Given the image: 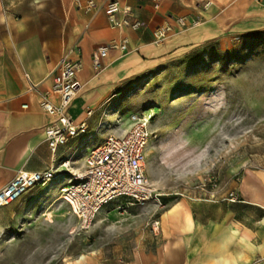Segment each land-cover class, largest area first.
Here are the masks:
<instances>
[{"label":"crops","instance_id":"1","mask_svg":"<svg viewBox=\"0 0 264 264\" xmlns=\"http://www.w3.org/2000/svg\"><path fill=\"white\" fill-rule=\"evenodd\" d=\"M116 1L120 7L131 6L129 19L141 23L138 29L113 26L104 12L108 0H0V188L20 169H60L70 153L82 151L85 156L105 138H99L102 133L118 134L120 120L112 122V110L115 105L121 110L125 100L116 104L117 98L140 77L170 67L194 48L226 34L264 30V0H211L207 10L196 0H159L157 7L154 0ZM179 17L190 26L182 28ZM195 20L199 22L191 25ZM165 25L172 30L161 44H154V30ZM123 38L130 51L109 50L96 72L93 50ZM71 45L79 48L73 57L82 66L77 95L67 111L75 123L85 122L89 132L52 152L44 133L51 118L38 100L51 88L60 53ZM65 183V177L57 175L21 199L27 200L23 208L1 206L0 234L9 232L13 220L29 206L38 209L49 200H61ZM262 190V179L250 174L239 186L236 202L176 200L150 216L148 223L159 219L156 233L148 226L137 228L73 257H49L44 264H264ZM99 215L110 213L103 209Z\"/></svg>","mask_w":264,"mask_h":264},{"label":"rangeland","instance_id":"2","mask_svg":"<svg viewBox=\"0 0 264 264\" xmlns=\"http://www.w3.org/2000/svg\"><path fill=\"white\" fill-rule=\"evenodd\" d=\"M184 55L134 82L116 100H125L121 110L115 105L110 117L112 122L120 120L122 134L132 112H152L145 171L163 194V207L150 201L144 208L119 202L105 208L109 216L98 214L88 229L80 230L62 200H49L38 209L29 206L9 232L0 234L2 264L73 257L96 243L151 228L150 216L176 200H223L230 192L238 197L239 186L250 174L264 182V30L226 34ZM85 156L82 151L70 153L71 167H81ZM26 201L10 205L21 209Z\"/></svg>","mask_w":264,"mask_h":264},{"label":"built area","instance_id":"3","mask_svg":"<svg viewBox=\"0 0 264 264\" xmlns=\"http://www.w3.org/2000/svg\"><path fill=\"white\" fill-rule=\"evenodd\" d=\"M158 1L154 0V7H157ZM196 1L202 10H207L212 5L211 0ZM104 12L113 26H125L133 30L141 26L139 21L129 19L131 6L120 7L116 0H108ZM198 22L199 20H195L191 25ZM177 23L182 28L190 26L182 17L177 18ZM171 30L170 25L157 27L153 32V43L161 44ZM112 49L120 54L130 51L126 38L99 45L91 54L92 66L96 72L102 67V59ZM78 51L76 45L62 50L54 68L51 88L39 95L42 111L51 118L44 133L52 152L65 147L70 139L87 130L85 122L75 123L67 111L77 95L79 85L77 74L82 64L79 58L73 57ZM149 111L130 114L129 128L122 134H107L87 152L80 170L75 171L71 167L69 158L60 162V169L48 167L39 171L18 170L0 188V207L29 196L33 190L48 184L57 175H63L66 179V183L60 187L59 195L67 205V213L78 220L80 230L88 229L103 209L119 202L144 205L150 201L163 207V194L152 186L145 171V151L153 133L150 126L153 114ZM225 199L238 201L233 192ZM159 226V219L151 221L154 233L159 230Z\"/></svg>","mask_w":264,"mask_h":264},{"label":"bare ground","instance_id":"4","mask_svg":"<svg viewBox=\"0 0 264 264\" xmlns=\"http://www.w3.org/2000/svg\"><path fill=\"white\" fill-rule=\"evenodd\" d=\"M1 237V236H0Z\"/></svg>","mask_w":264,"mask_h":264}]
</instances>
